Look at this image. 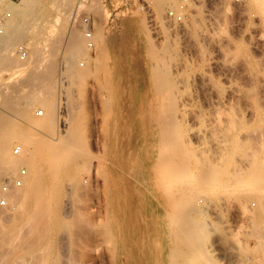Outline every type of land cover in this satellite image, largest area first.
<instances>
[{"label": "rangeland", "instance_id": "rangeland-1", "mask_svg": "<svg viewBox=\"0 0 264 264\" xmlns=\"http://www.w3.org/2000/svg\"><path fill=\"white\" fill-rule=\"evenodd\" d=\"M6 13L0 191L25 174L0 206V264H264V0H0ZM50 103L52 128L32 130ZM40 137L74 162L23 198Z\"/></svg>", "mask_w": 264, "mask_h": 264}, {"label": "bare ground", "instance_id": "bare-ground-1", "mask_svg": "<svg viewBox=\"0 0 264 264\" xmlns=\"http://www.w3.org/2000/svg\"><path fill=\"white\" fill-rule=\"evenodd\" d=\"M7 26L8 25L6 24V21H4V23H3V31L6 30ZM9 31H10V29H9ZM8 37H9V35H6L5 33L0 34V43L1 42H4ZM74 53H75V50H73L72 54H74ZM67 62L69 64L73 65V63H71V61L69 62V60H68ZM69 64H67V74H70V76L71 75L72 76H84V75H87L88 74V71L87 70L78 71V70L72 69L71 68V65H69ZM18 66H20V65H18ZM53 109H54L53 108V103H50L49 106H48V108L45 109V111L47 112L46 119L44 120L43 123H39V124H37L36 122L30 123V125H31L30 127L32 128V130H36L37 131V129H38V127H39L40 124H41V126L44 125L45 127H47V129L48 128H52V125L54 124V122L52 121V115H53L52 112H54ZM21 116L22 117L23 116L25 117V114L21 113ZM65 132L66 133L63 134L65 137H62L61 138L62 140L60 138L57 140L61 144H57V143H59V142H57V143H55V145L57 144L56 145L57 150L58 149L59 150L61 149L62 153L64 152L65 154H68L70 156V154L72 155V154H74V152H77L76 151V148L78 149L77 146H78V143H79V136H80L79 135V123H78V120H76V118H73L72 119L71 123L69 124L68 129ZM13 135H12V137H14ZM9 137H11V136H9ZM12 137H11V139H12ZM18 139H19V137H18ZM20 140H21V143L28 142V138H26L25 136L24 137L22 136V139H20ZM39 145L42 147V152L43 153L41 152V155H40L41 157L39 156V159L36 160L34 158L35 159L34 160L35 162L30 163L31 165L32 164L35 165L36 169H33V170L30 171L31 172L30 173V180H29V182L24 187L23 194H22L23 198L29 196L34 191V189L38 186V184L42 183L43 178L45 179L46 176L47 177L48 176L49 177L51 176L50 179L51 178H54V179H51V180L52 181L54 180L53 182H56L57 179H60L59 177L67 170V168H64L65 165H66V162L69 163V164H67V166L68 165H72V163L74 162L73 159H70V160L62 163L61 160H63V159H60V158L61 157L63 158V154L61 156L60 153H56L57 151H54V149H56V148L53 147V145L47 139L41 138L40 140H38V146ZM5 146L7 147V142H5V144H4V142H1L0 143V159H2V160L4 158H6L4 156L7 155L6 154V152H7L6 150L7 149L5 148ZM58 155H60V156H58ZM3 162H4V160H3ZM1 163H2V161L0 160V164ZM0 167H1V165H0ZM160 172H163V170L160 171ZM65 174H67V173H65ZM65 174H63V175H65ZM161 175H163V173H161ZM157 179H159V177ZM21 183H22V180H21ZM43 200H44L43 202H40L39 200H37V202L38 203L40 202L39 204H41V205L43 203L47 202L46 199H43ZM37 207H39V206H37ZM38 210H39V208H38ZM36 211H37V209H36ZM198 219H199V221H197L196 224L198 226L199 225H202L203 224V221L200 218H198ZM183 225L186 226L187 224L186 225L183 224ZM179 238H180V236H179ZM180 239H182V238H180ZM182 241H186V239L185 240H182ZM185 247H187V245ZM174 251H175V249H174ZM176 252H177V249H176ZM180 252L181 253L183 252V254H184V250L183 251H180ZM180 252L178 251V253H180ZM185 254H187V253H185ZM260 254H262L264 256V250ZM186 263H187L186 261H184V262L182 261L181 264H186Z\"/></svg>", "mask_w": 264, "mask_h": 264}, {"label": "built area", "instance_id": "built-area-1", "mask_svg": "<svg viewBox=\"0 0 264 264\" xmlns=\"http://www.w3.org/2000/svg\"><path fill=\"white\" fill-rule=\"evenodd\" d=\"M140 2V4H142L144 6V4L146 3V0H138ZM9 16L8 13L4 14H0V34L3 33V23L5 21V18ZM166 17L168 19L174 20V21H180L182 19V12L181 10H177L176 8H169L167 10L166 13ZM80 30L82 33V37L84 38V40L86 41L87 46L91 47L93 45L92 39H93V27H92V23L89 20V18H83L82 22L80 23ZM37 115H41L42 111L41 110H37L36 112ZM20 151V147L16 146L13 149L14 153H18ZM25 174V169L21 168L18 172V175L16 177H14L11 180H6L5 182H3L2 187H1V191H0V206H4L7 203V197H6V193L9 190V188L13 185H20L21 184V178L22 176Z\"/></svg>", "mask_w": 264, "mask_h": 264}]
</instances>
